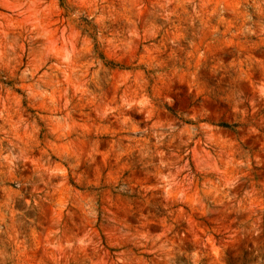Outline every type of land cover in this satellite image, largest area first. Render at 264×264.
<instances>
[{"label": "rangeland", "instance_id": "374dc122", "mask_svg": "<svg viewBox=\"0 0 264 264\" xmlns=\"http://www.w3.org/2000/svg\"><path fill=\"white\" fill-rule=\"evenodd\" d=\"M0 264H264V0H0Z\"/></svg>", "mask_w": 264, "mask_h": 264}]
</instances>
